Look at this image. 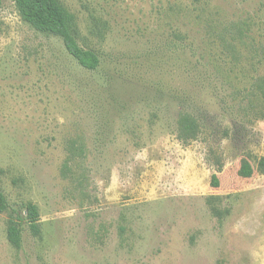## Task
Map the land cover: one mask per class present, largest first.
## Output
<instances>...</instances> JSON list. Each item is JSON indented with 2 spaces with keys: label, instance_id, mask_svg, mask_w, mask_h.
<instances>
[{
  "label": "rangeland",
  "instance_id": "1",
  "mask_svg": "<svg viewBox=\"0 0 264 264\" xmlns=\"http://www.w3.org/2000/svg\"><path fill=\"white\" fill-rule=\"evenodd\" d=\"M59 2L97 70L2 0L0 264H264V0Z\"/></svg>",
  "mask_w": 264,
  "mask_h": 264
},
{
  "label": "trees",
  "instance_id": "2",
  "mask_svg": "<svg viewBox=\"0 0 264 264\" xmlns=\"http://www.w3.org/2000/svg\"><path fill=\"white\" fill-rule=\"evenodd\" d=\"M16 7L23 20L36 31L60 38L68 54L85 70L95 71L100 66V59L93 51L83 49L78 41L75 30V16L70 13L59 0H15ZM2 0H0V11ZM242 35V34H241ZM178 125L181 135L184 138L194 139L199 136L200 125L186 113L179 115ZM259 168L264 174V158L261 159ZM243 178H251L254 175V168L248 161H243L239 172ZM212 185L219 187V180L213 176ZM9 204L6 196L0 191V214L7 212ZM26 215L20 212H13L7 229L9 243L20 250L23 246L24 226L28 224L34 236L41 234L40 213L35 204L28 203L25 206Z\"/></svg>",
  "mask_w": 264,
  "mask_h": 264
}]
</instances>
